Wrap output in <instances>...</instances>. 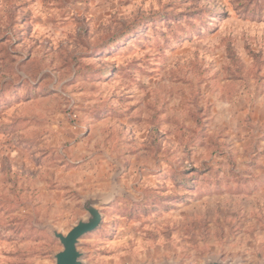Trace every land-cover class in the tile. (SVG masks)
<instances>
[{"label": "rangeland", "instance_id": "obj_1", "mask_svg": "<svg viewBox=\"0 0 264 264\" xmlns=\"http://www.w3.org/2000/svg\"><path fill=\"white\" fill-rule=\"evenodd\" d=\"M264 264V0H0V264Z\"/></svg>", "mask_w": 264, "mask_h": 264}, {"label": "water", "instance_id": "obj_2", "mask_svg": "<svg viewBox=\"0 0 264 264\" xmlns=\"http://www.w3.org/2000/svg\"><path fill=\"white\" fill-rule=\"evenodd\" d=\"M100 204L96 200H87L83 209L86 219L78 221L67 234L52 231V236L59 241L61 251L54 255L55 264H85L81 261V254L77 250L78 241L85 234L95 230L101 223V214L95 207ZM210 264H220L213 261Z\"/></svg>", "mask_w": 264, "mask_h": 264}]
</instances>
